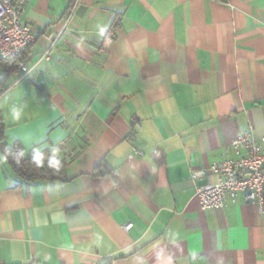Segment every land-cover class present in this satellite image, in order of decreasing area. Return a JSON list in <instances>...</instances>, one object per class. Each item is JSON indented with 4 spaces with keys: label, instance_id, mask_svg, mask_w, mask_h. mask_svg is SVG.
Returning <instances> with one entry per match:
<instances>
[{
    "label": "crops",
    "instance_id": "obj_1",
    "mask_svg": "<svg viewBox=\"0 0 264 264\" xmlns=\"http://www.w3.org/2000/svg\"><path fill=\"white\" fill-rule=\"evenodd\" d=\"M25 22L7 142L68 179L26 181L0 150V264H264V208L204 210L191 180L264 135V0H28Z\"/></svg>",
    "mask_w": 264,
    "mask_h": 264
},
{
    "label": "built area",
    "instance_id": "obj_2",
    "mask_svg": "<svg viewBox=\"0 0 264 264\" xmlns=\"http://www.w3.org/2000/svg\"><path fill=\"white\" fill-rule=\"evenodd\" d=\"M27 5L28 0H0V57L4 59H21L36 39L33 28L25 22ZM74 16L72 6L63 18L65 30ZM19 65L24 75H28L25 61ZM191 180L204 210L224 209L241 196L246 203H255L263 210L264 135L252 128L245 130L231 140L230 154L215 160L209 168L193 169ZM131 227L132 223L124 225L125 230Z\"/></svg>",
    "mask_w": 264,
    "mask_h": 264
},
{
    "label": "trees",
    "instance_id": "obj_3",
    "mask_svg": "<svg viewBox=\"0 0 264 264\" xmlns=\"http://www.w3.org/2000/svg\"><path fill=\"white\" fill-rule=\"evenodd\" d=\"M30 47V46H29ZM28 47V48H29ZM28 48L23 53L21 59H4L0 57V66H5L7 63L12 64L11 70L14 72L18 69V64L28 51ZM2 90H0V93ZM0 150L4 152L5 158L13 172L20 178L26 181L37 180H67L66 159L60 158L55 150H44L41 153L34 151L25 153V149L20 142L8 143L6 138V125L2 109L0 107Z\"/></svg>",
    "mask_w": 264,
    "mask_h": 264
},
{
    "label": "clouds",
    "instance_id": "obj_4",
    "mask_svg": "<svg viewBox=\"0 0 264 264\" xmlns=\"http://www.w3.org/2000/svg\"><path fill=\"white\" fill-rule=\"evenodd\" d=\"M0 100H6L5 98H0ZM24 113V108L22 105L17 103L8 104V119L10 121H19Z\"/></svg>",
    "mask_w": 264,
    "mask_h": 264
}]
</instances>
